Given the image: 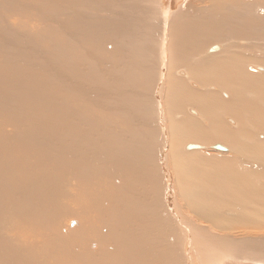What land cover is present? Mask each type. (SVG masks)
<instances>
[{
    "label": "bare ground",
    "instance_id": "6f19581e",
    "mask_svg": "<svg viewBox=\"0 0 264 264\" xmlns=\"http://www.w3.org/2000/svg\"><path fill=\"white\" fill-rule=\"evenodd\" d=\"M220 253L264 264V0H0V264Z\"/></svg>",
    "mask_w": 264,
    "mask_h": 264
},
{
    "label": "rangeland",
    "instance_id": "374dc122",
    "mask_svg": "<svg viewBox=\"0 0 264 264\" xmlns=\"http://www.w3.org/2000/svg\"><path fill=\"white\" fill-rule=\"evenodd\" d=\"M173 10H175V9H173ZM207 49H208V47H207ZM207 49H206V53H209V52H207ZM176 76H179V75H176ZM182 78H184V77H182ZM193 117L198 118L195 115H193ZM231 125H233V124H231ZM190 143L196 144L197 142H186L184 148H186V145L190 144ZM211 143H213V142H211ZM211 143L207 144L206 149H204L206 151V153H208V154H220L222 152H225V150H217V149L212 148L210 145ZM190 150H197V149H190ZM226 153H229V151ZM195 227L201 230L202 236L204 237L203 239L198 240V245H200V246H206L208 241H213V239L212 240L209 239V235H212L214 238V237H216L217 234L222 233L218 230H214V229L210 228L207 224H197L196 223ZM157 244L161 245L163 247H168V244L166 242L159 241V242H157ZM213 248L215 251H217V249L215 247H213ZM218 257H217L216 261L214 262V264H239V263H242V264H261V261H254L253 262V260H251V259H239L238 260L233 256L226 255L223 253L221 255H218ZM208 258H209L208 256L203 257V258H191V261H192V264H210ZM180 261H181V259H180ZM168 263L171 264L169 261H168ZM181 263L184 264L182 261H181Z\"/></svg>",
    "mask_w": 264,
    "mask_h": 264
},
{
    "label": "water",
    "instance_id": "95a60500",
    "mask_svg": "<svg viewBox=\"0 0 264 264\" xmlns=\"http://www.w3.org/2000/svg\"><path fill=\"white\" fill-rule=\"evenodd\" d=\"M200 146H198L197 144H187L186 145V149H195V148H198Z\"/></svg>",
    "mask_w": 264,
    "mask_h": 264
}]
</instances>
